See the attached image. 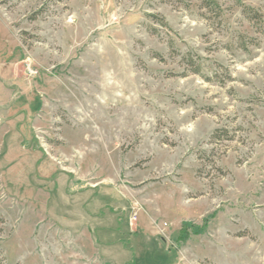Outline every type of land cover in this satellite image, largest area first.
<instances>
[{"label": "rangeland", "instance_id": "1", "mask_svg": "<svg viewBox=\"0 0 264 264\" xmlns=\"http://www.w3.org/2000/svg\"><path fill=\"white\" fill-rule=\"evenodd\" d=\"M214 2L0 0V264H264V0Z\"/></svg>", "mask_w": 264, "mask_h": 264}, {"label": "crops", "instance_id": "2", "mask_svg": "<svg viewBox=\"0 0 264 264\" xmlns=\"http://www.w3.org/2000/svg\"><path fill=\"white\" fill-rule=\"evenodd\" d=\"M24 129H26V128H24ZM39 156H36V159H38V162H37V164H36V166L37 165H39L40 163H41V158H38ZM53 165H55V163H53V162H51L50 161V163H46V164H44V171L45 172H47V170H49L50 168H51V166H53ZM43 174V173H42ZM45 174V173H44ZM76 185V184H75ZM159 229V231L158 232H163V231H165V229H162L161 227L160 228H158ZM114 236H115V234H114ZM113 236V237H114ZM170 250V249H169ZM106 251V250H105ZM186 259V258H185ZM174 264H186V262L184 261V258L182 259V257H178V258H176V261H175V263Z\"/></svg>", "mask_w": 264, "mask_h": 264}, {"label": "trees", "instance_id": "3", "mask_svg": "<svg viewBox=\"0 0 264 264\" xmlns=\"http://www.w3.org/2000/svg\"><path fill=\"white\" fill-rule=\"evenodd\" d=\"M202 2L204 3V7L205 8H212L213 6L216 5V3L214 2V0H202ZM220 133H222V131H217V133L215 134L214 137H220ZM0 223H4V220H2L0 218Z\"/></svg>", "mask_w": 264, "mask_h": 264}, {"label": "built area", "instance_id": "4", "mask_svg": "<svg viewBox=\"0 0 264 264\" xmlns=\"http://www.w3.org/2000/svg\"><path fill=\"white\" fill-rule=\"evenodd\" d=\"M30 73H31L32 75H36V74H37L34 70H30Z\"/></svg>", "mask_w": 264, "mask_h": 264}]
</instances>
